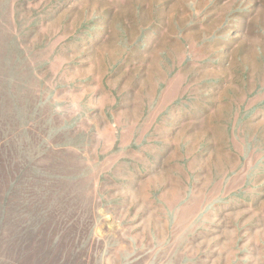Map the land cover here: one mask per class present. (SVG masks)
Wrapping results in <instances>:
<instances>
[{
	"label": "rangeland",
	"instance_id": "374dc122",
	"mask_svg": "<svg viewBox=\"0 0 264 264\" xmlns=\"http://www.w3.org/2000/svg\"><path fill=\"white\" fill-rule=\"evenodd\" d=\"M0 264H264V0H0Z\"/></svg>",
	"mask_w": 264,
	"mask_h": 264
}]
</instances>
